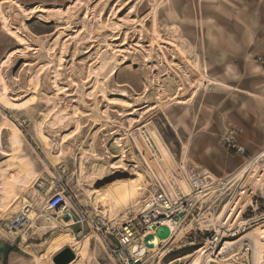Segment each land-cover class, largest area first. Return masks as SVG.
Instances as JSON below:
<instances>
[{
	"label": "rangeland",
	"instance_id": "rangeland-1",
	"mask_svg": "<svg viewBox=\"0 0 264 264\" xmlns=\"http://www.w3.org/2000/svg\"><path fill=\"white\" fill-rule=\"evenodd\" d=\"M243 1L67 0L49 7L47 17L25 16L21 24L28 38L20 35L25 46L11 36L14 53L0 63L6 87L3 91L0 81V129H15L17 136L20 132L19 154L42 172L33 182L34 191L22 193L19 205H41L35 183L51 185L56 179L90 220L104 216L114 226L120 224V211L109 210L105 216L96 212L93 199L108 182L135 178L145 188L152 183L131 136L136 130L143 134L155 129L179 167H196L189 142L196 92L208 90L209 79L202 78L209 71L213 47L222 39L218 29L237 22L235 9L242 10ZM184 104L190 112L183 111ZM218 146L221 154L233 152ZM1 148L11 152L7 130L0 134ZM253 157L244 160L236 170L244 166L241 174L230 184L205 189L174 236L141 264H188L215 241L214 224L239 194ZM8 162L0 154V176L13 169ZM258 162L264 170V158ZM131 166L137 172L134 178ZM9 194L10 200L1 199L0 184V264H38L35 259L45 257V239L55 230L45 229L43 235L31 228L27 243L18 237L8 246L2 230L21 208L5 214L3 206L12 204L16 195ZM44 219L50 221L47 215ZM233 229L222 239L240 241L233 253L217 255L208 246L202 264H264V176ZM95 235L88 258L73 264H117L107 249L113 241ZM52 259L47 264H54ZM73 261L75 257L69 264Z\"/></svg>",
	"mask_w": 264,
	"mask_h": 264
},
{
	"label": "crops",
	"instance_id": "crops-1",
	"mask_svg": "<svg viewBox=\"0 0 264 264\" xmlns=\"http://www.w3.org/2000/svg\"><path fill=\"white\" fill-rule=\"evenodd\" d=\"M66 1L0 0L1 65L6 63L14 53L10 52L12 37L16 42L25 46V41L20 36L28 38L21 24L25 16L29 18L32 16L34 18L47 17L45 12L49 11L47 10L49 7H59ZM235 10H237L234 14L237 22H230L225 26L220 25L218 31L221 32L222 39L217 40V45L213 47L212 60L208 64L209 71L204 72V80L206 78L219 83V85L208 82L206 85L208 90L203 94H199L197 91L194 100L195 128L189 139L194 147L192 159L197 168L206 175L212 176L213 180L211 179L210 186L229 180L228 184H230L241 174L244 166L239 171L236 172V170L244 164V160L256 156L264 149V66L254 61L257 56L264 57V0H244L242 10L237 8ZM183 107L184 112L191 111L189 105L184 104ZM5 130L9 131L11 152L6 154L1 148L0 154L7 155L9 159L7 165L13 169H6L8 173L4 172L0 176L3 192L1 199L3 197L10 199L11 195L7 194L5 197L6 193L14 192L21 202L22 193L34 191L33 182L42 172L35 167L31 168L26 158L19 154L20 132L18 133L19 143L14 144L10 129L1 128L0 134ZM230 130L237 132L236 141L244 148V155H238L235 152H228V154L226 150H222V154L220 153L218 146L221 145L220 138ZM228 178L229 180H226ZM20 206L18 203L17 207ZM31 218H34L33 213L30 214ZM34 223L35 231L38 232L41 227L38 228ZM49 223L50 221L45 219V226L42 228H50ZM71 230L76 237L80 227L75 225L71 227ZM56 233L57 230L45 240L52 238ZM65 246L72 249L65 244L57 251L50 253L44 247L45 262L41 261L43 257L41 259L36 257L35 260L37 263L47 264ZM90 248L91 242L88 246L89 252ZM73 252L75 253V251ZM76 260L77 257L71 264L76 263Z\"/></svg>",
	"mask_w": 264,
	"mask_h": 264
},
{
	"label": "bare ground",
	"instance_id": "bare-ground-1",
	"mask_svg": "<svg viewBox=\"0 0 264 264\" xmlns=\"http://www.w3.org/2000/svg\"><path fill=\"white\" fill-rule=\"evenodd\" d=\"M0 81L2 84L3 91H5L6 87L1 75H0ZM207 82H209L210 84L219 85V83L217 82H212L209 80H207ZM131 136L136 145V148L139 151V154L141 155V158L144 161V165L146 166V168L150 173L152 182L157 181L158 183H160V185L165 187L168 190V192L172 195L175 194L176 193L175 190L178 189L184 195L186 199L185 203L187 205L185 207L186 213L183 214L178 221H171V222L161 221L162 224L161 227H166L168 229L169 237L164 240L157 239V244L155 247L147 248L144 245V239L150 235L155 236V231L157 228L155 229V231H153V229L151 231L150 229L145 235H138L137 238L133 240L130 248V254L134 259L133 264L134 263L141 264L144 258L146 257V255H149L152 252H156L160 244L167 242L174 236L175 231H177L180 228L183 220L186 219V217L191 213V209L193 205L202 199V195L203 193H205V190L202 191V189H204V187L206 186V182L205 181L199 182L196 185L198 191L196 193H193L190 184L188 183L186 177L184 176L185 169L183 170L182 167H179L178 163L177 164L175 163L168 148L164 144L160 135L155 131V129L152 128V131L150 132L148 131L147 133H143V134L141 131L136 130L131 133ZM12 139L14 144L19 143V139L17 133L15 132V129H13ZM263 158H264V149L251 159L249 165L250 171L248 172L247 177L245 178L244 182L241 185V190L239 194L233 200V203H231L227 207L221 219L216 224H214L213 229L215 230L214 232L216 233L217 238L215 239V241L209 243L207 247L201 248L195 254L193 260H191L188 264H202L204 253L206 252V249H208V246L209 249H211L217 255L229 256L233 253L234 247L239 245L240 241L238 242V244L237 242H235V244H232L227 241L224 242L222 239L225 238L226 235L230 234L234 230L233 227L236 224V221L239 220L242 211L246 207V203L252 196L253 191L258 187L260 181L263 179L264 170L262 169V165L258 162V160H261ZM85 159H87V157ZM83 164L84 163L82 162L81 166ZM130 168H131L130 170H131L132 178L136 177L137 172L135 170V166H131ZM261 173L262 175L260 177ZM208 177L210 178V180L212 179V176H208ZM93 180L95 181L96 179L93 178ZM220 185H223V187H225L228 185V183L227 181H224L222 183H218L217 186H213V187L220 189L219 187ZM207 186L208 188L210 187L213 188L212 186H210V183ZM146 191H147V187L145 188L135 178L134 179L129 178L121 183L108 182L100 189V192L98 193L97 197L93 199V203L95 200V205L93 207L95 208L96 212H100L105 215H107L109 210H112V212L120 211L121 215L118 216V218L122 222L124 219L130 216L132 212L136 211L138 206L142 203V199ZM14 197L15 199L12 204L3 206L5 209V214L12 212L16 209L19 201L16 195ZM41 199L42 201L44 200L42 197ZM99 207H101V210H99ZM17 212L14 213L12 212V213L14 215ZM46 215L50 217V223H49L51 225L50 228L53 230H57V233L54 234L52 238L48 239L44 244V247H46L47 251L52 253L54 251H57L62 245L66 244L69 247H71L73 251H75L74 253L72 249L66 248L65 246V249H70V251L74 254L75 259L77 257L76 262H78V259L85 260L86 258H88L90 254L88 250V246L90 241H92L95 238L94 235L96 233L84 232L81 238L77 239L71 230L70 224L60 220L63 215L61 211L56 212L53 215L50 214H46ZM33 221L35 222L34 224L37 223L35 219ZM42 221L45 223V219H43ZM119 225L120 224H118L117 226ZM204 225L200 224L199 226H204ZM59 226H61L62 228H58ZM31 228H36V227L33 224L31 225L30 223V230ZM227 229H229L230 231ZM38 230L42 233L43 230H45V228L41 227ZM151 232L154 233L152 234ZM87 233L88 235H86ZM42 234L44 235L45 233L43 232ZM10 237L15 238V235L12 234L10 235ZM27 239H28L27 235H22L20 241L23 243H27ZM100 244H101V239H100ZM62 250L63 249H61V251ZM44 262H45V257H43V263Z\"/></svg>",
	"mask_w": 264,
	"mask_h": 264
},
{
	"label": "built area",
	"instance_id": "built-area-1",
	"mask_svg": "<svg viewBox=\"0 0 264 264\" xmlns=\"http://www.w3.org/2000/svg\"><path fill=\"white\" fill-rule=\"evenodd\" d=\"M254 61L264 66L263 56L255 57ZM236 137L237 132L233 130L226 131L220 138L221 145L238 155H244V148L237 143ZM184 176L193 193L198 191L196 185L199 182H206V186L202 191L207 189V185L211 182L210 178L197 167L186 168ZM35 190L42 195L43 204H23L18 213L14 214L4 225L3 232L6 235L8 246L12 248L16 238L21 239L22 235H28V232L31 231V213H33L35 221L40 223L44 219V215H53L61 211L63 213L61 221L70 224V227L75 225L80 227L76 234L78 238L83 235L84 228L91 229L104 241L110 238L113 242L107 245V249L112 260L117 264H133L134 259L130 254L133 240L138 235H145L150 229L155 231L158 226H162L161 221H174L175 217L186 213L185 207L187 206L184 195L178 189L172 195L157 181L152 183L150 181L147 184V191L142 203L136 211L124 219L119 226H114L104 216L99 217L96 221L90 220L86 212L81 210V207L74 201L66 188L56 179L52 181L51 185L37 181ZM12 234L15 235V238L10 237Z\"/></svg>",
	"mask_w": 264,
	"mask_h": 264
},
{
	"label": "water",
	"instance_id": "water-1",
	"mask_svg": "<svg viewBox=\"0 0 264 264\" xmlns=\"http://www.w3.org/2000/svg\"><path fill=\"white\" fill-rule=\"evenodd\" d=\"M182 217V214L174 218V221H178ZM169 237V231L166 227L158 226L155 231V236L150 235L144 239V245L147 248H153L157 244V239H167ZM74 259V254L70 249H63L53 259L54 264H69Z\"/></svg>",
	"mask_w": 264,
	"mask_h": 264
}]
</instances>
